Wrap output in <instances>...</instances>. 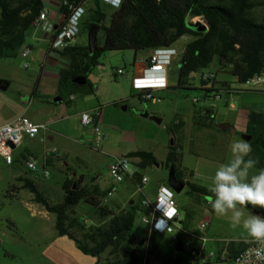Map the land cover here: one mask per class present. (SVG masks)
<instances>
[{
  "label": "trees",
  "instance_id": "16d2710c",
  "mask_svg": "<svg viewBox=\"0 0 264 264\" xmlns=\"http://www.w3.org/2000/svg\"><path fill=\"white\" fill-rule=\"evenodd\" d=\"M59 1L62 2L60 11L66 19L70 10L63 4L65 1L86 8L79 35L89 37L91 33L96 36V41L92 47L73 43L60 51V55L69 60V67L60 72L59 94L51 100L55 104L62 102L65 95L77 91L94 92L88 76L107 52L133 50L152 53L159 48L176 47L186 35L192 40L186 43L183 54L176 60L177 89H200L209 98L212 93L231 88L228 82H217L212 71L215 78L203 80L205 71L215 65L240 86L252 76L264 72V13L256 14L258 8L264 7V0H119V5L111 12L104 7L103 0H93L89 7H86L89 0ZM42 10L43 0H0V59L19 56L26 44L27 31L38 20ZM101 33L103 42L99 39ZM195 73H201L199 87L195 86L192 77ZM114 104L121 105L118 102ZM211 113V109L197 110L194 124L200 128L212 127ZM176 127L181 130L184 123ZM243 135L249 139L251 156L258 160L255 168H264L263 112L250 111ZM181 150L180 145H171L164 163L176 183L175 191L187 188V194L198 199L211 196L209 188L188 180L194 176V171L182 167ZM126 157L139 159L135 163L139 169L134 179L137 185L144 171L157 164L153 153L145 150L129 152ZM168 183L170 185L169 179ZM23 189L32 193L34 201L55 216L59 235L73 240L83 254L96 258L107 254L104 264H143L139 251L133 246L141 201L131 200L125 209L113 212L103 203L108 190L95 184L82 187V180L68 187L57 202H52L31 181L26 180ZM81 205H87L90 217L97 218L99 223L87 224L76 211ZM244 208L264 216L262 208L252 205ZM246 246L243 242L229 243V256L234 258ZM148 255L147 264H151V259L160 264L191 263L184 251H178V244L173 245L169 235L158 232L151 235Z\"/></svg>",
  "mask_w": 264,
  "mask_h": 264
},
{
  "label": "rangeland",
  "instance_id": "374dc122",
  "mask_svg": "<svg viewBox=\"0 0 264 264\" xmlns=\"http://www.w3.org/2000/svg\"><path fill=\"white\" fill-rule=\"evenodd\" d=\"M263 13L264 7L256 10L258 15ZM78 39L88 41V36L79 35ZM99 39L103 42L102 33ZM191 40L192 37L188 35L182 37L177 42L176 48L182 50L186 43ZM36 49L38 59L35 62H29L28 68H24L27 61L20 54L17 58L0 59V80L9 81L6 96L16 104V109H19L20 106L28 109L31 104L38 101L39 103L33 104L30 110L31 114L34 113L35 117L42 121L48 120L50 117L70 119L66 123L59 124L57 129L67 134L77 135L78 118L72 111L76 105L85 107L90 100H99L105 108L112 107L108 116V123L105 127L103 126L108 136L103 148L97 150L93 143L87 144L82 141V145L66 161L58 162L49 169L51 177L47 179L42 177L39 180L42 190L45 189L46 195L52 202H57L63 196L65 179L72 178L74 173L83 174L87 179L98 175L104 179L111 161V155L120 156L127 151L146 150L155 154L158 158L157 164H160L161 167L158 168L156 164L147 168V175L151 179V184H159V186L164 184L171 188L168 183L170 171L164 166L165 162L162 164L161 161L166 159L169 147L172 143L174 144V137L171 133L174 131V125L178 118L185 121L184 131L180 134L184 138L181 144L182 166L192 170L195 169L199 160L197 153L202 159L212 157L218 159L219 156L224 155L225 152L222 153V151L228 148L231 143L230 140L235 138V132L239 138L244 134L243 130H246V127L243 126L245 111L258 110L264 113V93L253 92L255 89L244 90L231 96L226 92H221V99L219 100L215 99L214 93L209 98L205 97V92L200 89H177L178 64L176 61L170 66L172 86L169 89L160 90L161 92L154 91L153 95L156 101L142 100L138 97L140 92L133 86L132 64L137 54L139 61L149 52L133 50L107 52L88 76L94 92H75L76 99L73 103H69L68 95L65 96V103L62 105L51 102L54 97L44 96V94L51 93L54 85L47 81L41 84L40 92L43 95L38 94L34 99V96L32 98L31 95L38 89L41 73L40 64L45 60L47 46L38 45ZM125 66H128L126 73L119 75L118 69ZM211 71L216 74V80L219 79L222 82L229 80L231 86L241 88L233 77L226 71H219L216 65L206 70L205 73ZM192 77L195 84L199 86L201 73H195ZM30 97L32 101H30ZM194 99H197L198 102H194ZM116 102L121 105L116 106L114 104ZM124 106L126 109L123 108ZM203 107L212 110L214 131H203L202 128L194 125L195 113ZM144 114L161 118L163 122L159 124L151 119H145ZM226 124L230 128L227 131L221 130L220 127ZM201 131L205 132L207 138L199 143L196 142L195 138ZM222 136L226 138L224 145L217 141ZM216 142L221 152L218 151L217 146L216 151L209 150L210 145ZM176 144L178 143L176 142ZM21 150L24 148L16 149L18 152ZM257 170L254 168L252 173ZM1 175L0 179H6V172L3 173V176ZM201 185L209 187L208 185L211 184L201 182ZM172 190L175 192L176 198L194 212L195 221L199 222L203 216L211 214L216 217L212 228L219 230L224 243L247 242L252 239L242 227L232 226L229 219L230 213L227 216L217 215L208 203L207 197L199 198L202 201L200 204L198 200L187 194V188L180 192ZM147 192L149 191L145 189L144 194ZM130 195H133L135 201H141L144 198L143 192L139 189H134ZM118 196L115 194L110 200H116ZM32 197H34L32 193L23 190L16 200L9 199L7 205L0 208V214L3 216V230L9 232L6 243L0 246V264H97L99 262L104 264L103 257H106L107 254L101 258L85 255L78 249L73 240L66 236H60L55 227V216L39 214L38 209L34 207L36 204L33 203L34 205H32L31 203ZM38 207L44 212L42 206ZM76 211L80 217L91 221L87 224H95L96 218H91L89 212L84 210L83 205L79 206ZM243 211L245 216L257 215L246 208H243ZM147 233V226L138 219L133 238L142 239ZM215 264L233 263L228 260Z\"/></svg>",
  "mask_w": 264,
  "mask_h": 264
},
{
  "label": "crops",
  "instance_id": "0c3cea01",
  "mask_svg": "<svg viewBox=\"0 0 264 264\" xmlns=\"http://www.w3.org/2000/svg\"><path fill=\"white\" fill-rule=\"evenodd\" d=\"M92 4H93V0H89L86 3V7H89ZM61 5H62V2L59 0H43V10L42 11H45L48 13V20L50 23H52L54 25L55 30L57 32L61 31L62 28H64V26L66 24V20H67L62 15V13L60 11ZM103 5L105 8H107L110 11H113L117 7L116 2H110L109 0H103ZM36 22L33 25H31V27L27 31V39H26L25 45H29L33 50L32 62H35L38 59L37 51H36L37 50L36 48L38 45H40V46H42L43 44L46 45L47 46V53L45 56V60L40 64L41 73H40V78H39L38 86H37L38 89L35 90L31 96H32V98L34 96V99H35V97H37L38 94L40 95L41 94L40 89L42 88L41 84H42V82L47 81L48 83H52L54 85V87H53L51 93H45L44 96L56 97L59 94L58 81H59L60 72L69 67V60L66 59L65 57H63L62 55H60V51L51 49L50 36L47 35L46 33H44L43 31L39 30L36 26ZM78 38L76 39V41L74 43H78L80 45L88 44V41L86 39H85V41H83V40H79ZM150 55H151V52H149V54L147 56H145L144 58H141L139 61L137 60L138 54L134 58V62L132 64V67H133V71H132L133 72V86H134V79L137 77L143 76V72H144V69L146 67V62H147L148 58L150 57ZM24 68H25V66H24ZM127 68H128V66H125L124 68L122 67V69L125 71H127ZM120 69H118V70H120ZM166 79L168 80V83H169V85L166 89H169L172 86L170 67L168 68V70L166 72ZM0 81H2V80H0ZM8 82L9 81L5 80L3 84L0 83V126L11 123L14 120H16L17 118L25 116V117L29 118L34 124L39 125V126H45V128L41 129L40 133L37 135L36 138H30L28 136H25L23 142L19 146L14 148V150H13L14 163L13 164H11V165L7 164L5 162V160L3 159V157L0 156V174H2L1 176H3V173L6 172V179L5 178L0 179V208L6 206L9 199H11V197H13V199H11V200H16L20 196L21 192L23 190H25V189H23V185L26 182V180L35 183L36 186L42 192H44L46 194L45 189L42 190V188L39 184V180L42 177H44L43 169L46 168L49 170L52 166L56 165V163L61 162L63 160L66 161L67 158L71 154L75 153L78 150V148L82 145V141L84 143H87V144L93 143V138H94L93 129L91 127H86L83 125L82 114L85 111L94 110V109L99 108V107L102 108L103 112H104L103 118H102V126L105 127L108 123V116H109L110 111L112 109V107L105 108L99 100L98 101L90 100L85 107H82V106L80 107V106L76 105L72 111L74 112V115H76L78 118V126H79L78 134L77 135L67 134V133L61 131L60 129H57V126L59 124L66 123L70 119L65 120L64 117H61L60 119H59V117H50L48 120L42 121L39 118L35 117L34 113L33 114L30 113V110H31L33 104L39 103L38 101H35L33 104L30 103L31 105L28 109H26V107H24V106H20L19 109H16V104L12 100L7 98V96H6V90L9 88ZM217 82H222V81L218 79ZM224 82L230 83L229 80H225ZM195 86L199 87L196 84H195ZM231 88H234V87L231 86ZM134 89H135V87H134ZM253 92L264 93V86H262L260 88H256L255 90H253ZM41 95H43V94H41ZM140 95H141V92H140ZM140 95L138 97H140ZM228 95H230V94H228ZM140 98L143 100L142 97H140ZM65 99H66V97H64V100L62 102L56 103V104H59V105L64 104ZM68 99L70 101L69 103H73L76 98H75V95L72 94V95H68ZM30 101H32L31 97H30ZM123 105H124V103H123ZM208 107H203L200 109L209 110ZM232 107H234V105H232ZM115 111H117V110H115ZM249 113H250V110L245 111L244 122H243L244 127L247 126ZM211 115H212V113H211ZM143 117H145V119H151L150 117H152V116H150L149 114H144ZM194 118H195V116H194ZM159 119H161V118H159ZM161 121L163 122V119H161ZM179 123H184V127L181 130H179L176 127ZM174 127H175L174 131L171 133L172 136L174 137V144H176V142H177L178 145H180L182 147L181 144H182V141L184 140V138L181 137L180 134L182 131H184L185 121L182 118H178ZM202 130L203 131L204 130L214 131V127L212 126L209 128H202ZM227 130H225V131H227ZM203 131L199 132V134L196 135V138H195L196 142L201 143L202 141H204L207 138V135ZM243 132L245 133V130H243ZM237 135H238L237 132H235V138H234L235 140L232 138L230 140V142H233L236 140H243V141L247 142L244 135H242L240 138ZM225 140H226L225 136H222V137L218 138L217 141L218 142L220 141L221 145H224ZM229 145H228V148L226 150L222 151V153L225 152L224 155L219 156L218 159L216 157H212L210 159H208V158L202 159V158H200L201 156L199 155V153H197L199 160H198V163H197L195 169H192V170L187 169L188 171H194V176L190 179L188 178V180H190L193 183L199 184V185H201V182L211 184L212 178L215 174L216 169L222 163L227 162L231 158ZM216 146L218 148V151H220L221 149H219V145L217 142L212 143L209 147V150L211 149L213 151H216ZM21 147H23L24 150H21L19 152L16 151L17 148H21ZM54 149L57 150V153L53 152ZM207 149H208V147H207ZM129 152H132V151L124 152L120 156L111 155V161L107 167V174L104 177V179L100 178L101 175L92 177L91 179H87L85 177V175H83V174L74 173L72 178L70 177V178L65 179V182L63 184V186L65 187L64 190L66 191L68 189V187L74 185L78 180H82V187L95 184V185H99L102 189L108 190L110 185L113 183L112 179L109 176V172H108L109 166L111 165V163L113 162V160L115 158L121 157V156H126ZM149 152H151V151H149ZM153 155L158 160L156 155L155 154H153ZM30 158L38 159L39 164H38V171L37 172H31L28 170V168H26L27 167L26 161L29 160ZM76 158H78V157H76ZM166 158H167V156H166ZM165 161H166V159L162 160L161 163L163 164ZM138 162H139V159L133 160V165L137 170H138V167L135 165V163H138ZM157 167L160 168L161 165L159 164V165H157ZM184 169H186V168H184ZM99 174H101V173H99ZM144 174L147 175V169H146V171H144ZM50 177H51V174H50ZM148 178H149V183L144 188V190L147 189L149 192H147L146 194H144V190L142 192H143L144 197H147L151 200H154L156 197L157 190L159 188V184L158 185H156V184L152 185L151 179L149 176H148ZM45 179H47V178H45ZM201 186L207 187V185L206 186L201 185ZM208 186H210V185H208ZM118 187L119 188H118V191L116 193L119 195L118 199H116V200H113V199L112 200H110V199L106 200L105 199L103 201L104 205H107L108 208L110 210H112L113 212H119V211L125 209L128 206V204L130 203V201L134 200L133 195H130L132 193V191L134 189H139L138 185L134 182V180H131L130 178H126V180L123 183H121ZM207 188H209V187H207ZM193 199L198 200L200 204L202 203L201 199L199 200L196 197H193ZM30 200H31L32 205H34L33 203L36 204V206L34 205V207L36 209H38L39 214L42 213L44 215H48V214L52 215V214L48 213L45 209L43 212L41 210V208L38 207L41 205L34 201V197H32ZM176 200H177L179 210L181 212V223L186 228H188L190 230L195 229L198 226L199 222H201L204 218L209 220V226H208V230H207V237L209 239L207 242V250L208 251H214V252L218 253V252H221L224 249L228 248L229 244L224 243L222 241L223 239H221V237H220L221 233L219 232V230H217V229L214 230L212 228V225H213L214 221L216 220V217L213 214H211L209 216H203L201 221L197 222V221H195L194 212L191 211L189 209V207L186 204H184L180 199L176 198ZM83 207H84L85 211L89 212L90 208L87 205H83ZM84 220L86 222L91 223V221L89 219L84 218ZM2 221H3V216L0 214V246L5 244L7 238L9 237V232L3 230V225H2L3 222ZM97 223H99V220L96 218L95 224H97ZM147 230H148V228H147ZM145 237L146 236L142 237V240ZM249 241L243 242L244 245H247V243ZM103 259L105 260V257H103ZM148 259H149V256H148ZM151 261H152V259H151ZM215 263H213V264H215Z\"/></svg>",
  "mask_w": 264,
  "mask_h": 264
},
{
  "label": "built area",
  "instance_id": "2783aa9c",
  "mask_svg": "<svg viewBox=\"0 0 264 264\" xmlns=\"http://www.w3.org/2000/svg\"><path fill=\"white\" fill-rule=\"evenodd\" d=\"M116 2L118 6L119 0H109ZM67 5L70 10L69 17L66 20L64 28L57 32L52 23L48 20V13L41 11V14L36 22L39 30L50 36L51 49L62 51L69 44H73L80 34V23L85 15L86 8L83 5L75 6ZM184 49L179 50L176 47H166L154 50L146 62V67L143 76L134 79V87L141 92L143 100L156 101L153 92H159L168 87L169 83L166 79V72L168 68L176 61ZM20 55L27 62L25 68L29 67V62L33 59V50L29 45H24L20 50ZM119 75H124L126 72L123 69L118 70ZM215 78L211 72L203 74V80L210 81ZM264 85V72L256 74L249 78L239 88H229L225 91L230 95L238 94L244 90H253ZM217 88V87H214ZM215 99H221V92L214 93ZM198 102L197 99L193 100ZM103 109L96 108L94 110L85 111L82 114V123L86 127H91L94 132L93 144L94 148L101 150L104 142L108 139L107 134L102 126ZM45 126L34 124L27 117H19L11 123L0 126V156L9 165L14 163L13 150L19 146L25 136L36 138L41 129ZM57 153V150H53ZM39 161L36 158H30L26 161V166L29 171H38ZM139 170V169H138ZM138 170L133 165V160L126 157H117L109 166V176L113 183L108 188L107 199L112 198L118 191V186L123 183L126 178L135 179ZM50 171L43 169L45 178L50 177ZM149 183L147 175H143L138 185L139 190L143 191ZM141 211L139 212V220L147 226L148 233L142 239H133V246L139 251V255L143 264H147L149 241L153 232L169 235L172 239L173 245L181 244L183 251L189 256L190 264H213L215 262L232 261L233 264H264V261L257 260L256 251L258 244L252 239L247 243V246L238 253L234 258L228 254L227 248L221 252H214L207 250V230L209 220L203 219L195 229H188L181 223V212L179 210L175 192L172 188L161 184L157 190L156 197L151 200L144 197L141 200Z\"/></svg>",
  "mask_w": 264,
  "mask_h": 264
},
{
  "label": "clouds",
  "instance_id": "9594fccd",
  "mask_svg": "<svg viewBox=\"0 0 264 264\" xmlns=\"http://www.w3.org/2000/svg\"><path fill=\"white\" fill-rule=\"evenodd\" d=\"M229 149L231 158L216 169L207 200L217 215L231 214L232 226L242 227L258 244L256 258L264 261V216H245L243 211L248 205L264 209V168L252 173L258 160L251 156L248 142L233 141Z\"/></svg>",
  "mask_w": 264,
  "mask_h": 264
},
{
  "label": "water",
  "instance_id": "95a60500",
  "mask_svg": "<svg viewBox=\"0 0 264 264\" xmlns=\"http://www.w3.org/2000/svg\"><path fill=\"white\" fill-rule=\"evenodd\" d=\"M88 41H89L88 42L89 47H92L95 44L96 36H93L91 33H89ZM123 108L126 109L125 106ZM150 118H151V120H153V121H155V122H157L159 124H161V122H162L161 119H159L158 117L152 116ZM220 128H221V130L225 131V130H227L229 128V125H227V124L226 125H222ZM246 140H249V139L246 138ZM169 182H170L171 188L175 190L176 183H175L172 175H170ZM178 251L179 252H183V248H182L181 244H178ZM151 264H160V262L155 260V259H152Z\"/></svg>",
  "mask_w": 264,
  "mask_h": 264
}]
</instances>
